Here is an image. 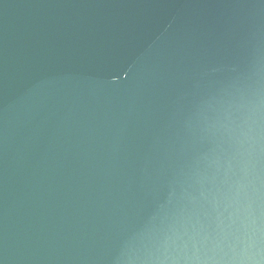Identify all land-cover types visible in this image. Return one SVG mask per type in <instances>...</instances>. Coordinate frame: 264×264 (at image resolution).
Masks as SVG:
<instances>
[{
    "label": "water",
    "instance_id": "obj_1",
    "mask_svg": "<svg viewBox=\"0 0 264 264\" xmlns=\"http://www.w3.org/2000/svg\"><path fill=\"white\" fill-rule=\"evenodd\" d=\"M0 264H264V0H0Z\"/></svg>",
    "mask_w": 264,
    "mask_h": 264
}]
</instances>
